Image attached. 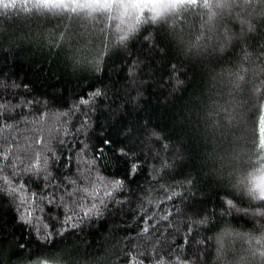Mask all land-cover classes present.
Wrapping results in <instances>:
<instances>
[{
	"label": "trees",
	"instance_id": "trees-1",
	"mask_svg": "<svg viewBox=\"0 0 264 264\" xmlns=\"http://www.w3.org/2000/svg\"><path fill=\"white\" fill-rule=\"evenodd\" d=\"M153 14L0 13V264H260L264 4ZM97 175L123 186L77 220Z\"/></svg>",
	"mask_w": 264,
	"mask_h": 264
},
{
	"label": "snow or ice",
	"instance_id": "snow-or-ice-1",
	"mask_svg": "<svg viewBox=\"0 0 264 264\" xmlns=\"http://www.w3.org/2000/svg\"><path fill=\"white\" fill-rule=\"evenodd\" d=\"M196 3L197 0H0V13L6 14L9 10H18L26 14H67L69 18L73 15L78 18H85L92 17L94 13L110 14L114 10H122L123 15H127L131 10L143 11V9L147 7L148 10L150 9L151 12L154 13L151 16V20L155 22L164 15L169 7H175L177 4L194 5ZM261 3L264 4V0H261ZM248 26L251 27V25ZM134 30L132 26H129L127 30L122 29L119 40L121 42L126 41L129 34ZM96 95H100V93L97 92ZM153 135H155V133H153ZM260 135L262 138V146H264V115L260 116ZM103 143L107 146L111 145V141L107 139H105ZM116 151L121 155L126 154L120 149H116ZM98 152L103 154L104 148H99ZM0 159H7V154L0 152ZM2 170V167H0V172H2ZM33 170H38V166L34 165ZM131 174L130 172L129 175ZM6 183L8 184L7 192L9 195L18 193L23 188L22 184L17 188L13 187L11 182L6 181ZM72 183L75 185V181ZM241 183L244 184L247 194L251 198L264 201V170L254 174L252 177L242 180ZM96 184L103 187L102 192L100 187H97ZM122 186L123 182L120 180L106 181L105 177L97 175L96 181L92 186V191H89L88 188L74 187L72 191L67 193L69 197H73L77 192L83 194L79 200L73 199L74 207L72 211L76 213L75 218L80 220L86 217L103 215L102 210L107 208L109 198H112L113 191L119 190ZM35 195L36 194L33 193V196ZM175 195H178V193H171L168 199H172ZM18 198L23 206L21 209H18V211L21 212L18 219L26 224L31 223L32 210L30 209V205L27 204L26 198ZM85 198H87V202H84ZM231 203V201H228V204L231 205ZM165 219H167V217H165ZM71 220H73V216L69 215L65 222ZM144 231L147 232L148 229L145 228ZM257 243L259 244V241H257ZM260 249H264V244L260 245ZM252 254L258 255L260 257V264H264V250L254 248L252 249ZM37 264H41V262L37 261ZM157 264H165V262L161 259ZM177 264H179V262H177Z\"/></svg>",
	"mask_w": 264,
	"mask_h": 264
}]
</instances>
